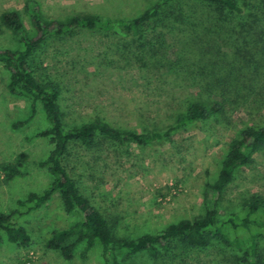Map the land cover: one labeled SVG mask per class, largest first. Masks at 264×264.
I'll return each instance as SVG.
<instances>
[{
    "label": "trees",
    "instance_id": "trees-1",
    "mask_svg": "<svg viewBox=\"0 0 264 264\" xmlns=\"http://www.w3.org/2000/svg\"><path fill=\"white\" fill-rule=\"evenodd\" d=\"M34 35L26 30L22 15L13 10L0 17V30H11L20 49L0 48V66L9 73V92L30 101L31 115L14 125L19 129L33 120L40 104L48 128L33 138H49L52 150L41 161L52 181L41 192L17 202L21 210L0 211V237L28 248L32 237L15 219L47 206L59 196L65 213L79 220L54 231L46 249L64 261L75 259L85 245L83 257L99 248L103 264H135L145 257L151 264H175L180 251L215 250L230 264H264V195L247 197L239 212L219 215L218 200H210L205 215L182 220L165 229L134 239L115 232L103 211L83 194L67 164L78 148L93 150L105 143L114 148L131 144L163 145L174 131L215 121L231 125L232 116L245 110L261 119L246 125L229 144L220 174L209 185L220 197L237 171L250 167L264 152V0H153L152 5L131 18L111 19L100 15H76L66 21L45 20L39 5L25 6ZM99 33L124 43L118 54L147 73H166L188 81L195 92L184 99L167 129L121 130L104 119L67 127L61 106L62 90L53 81L40 80L36 55L50 39H61L75 31ZM131 49V50H129ZM129 51V56H123ZM174 53V58L171 56ZM26 155L14 164L0 165V180L10 182L23 175Z\"/></svg>",
    "mask_w": 264,
    "mask_h": 264
},
{
    "label": "rangeland",
    "instance_id": "rangeland-1",
    "mask_svg": "<svg viewBox=\"0 0 264 264\" xmlns=\"http://www.w3.org/2000/svg\"><path fill=\"white\" fill-rule=\"evenodd\" d=\"M35 1L45 20L66 21L76 15H100L111 19L131 18L152 5L153 0H0L4 12L21 13L30 36L34 30L25 6ZM123 41L99 33L75 31L61 39H50L36 55L40 80L56 82L67 127L104 119L121 130L167 129L173 124L184 99L195 92L188 81L164 73L150 74L119 53ZM19 37L0 30V48L20 49ZM131 50V49H129ZM124 51L123 56H129ZM174 58V53L171 51ZM9 73L0 66V165L14 164L26 155L23 175L10 182L0 180V211L21 210L17 202L41 192L52 181L40 167L50 151L49 138H33L48 128L43 107L37 106L32 121L15 129L31 115V103L8 90ZM230 126L215 121L187 126L173 132L163 145L131 144L114 148L108 144L93 150L78 148L67 168L85 196L110 220L115 232L134 239L155 233L182 220H194L207 211L210 200H218L219 215L239 212L252 194L264 195V152L250 167L237 171L233 182L217 197L209 188L221 171L229 144L246 125L258 122L245 110L236 112ZM79 220L65 213L56 196L40 211L15 219L28 229L32 244L23 248L0 237V264H103L101 251L83 257L85 245L77 248L73 262L46 249L54 231ZM175 264H230L217 251L178 252ZM135 264H151L139 257Z\"/></svg>",
    "mask_w": 264,
    "mask_h": 264
}]
</instances>
